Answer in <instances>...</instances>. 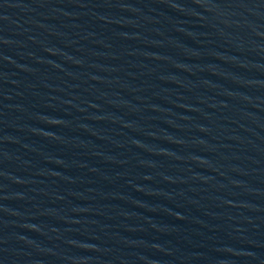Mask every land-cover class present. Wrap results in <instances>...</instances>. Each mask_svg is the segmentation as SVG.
Returning a JSON list of instances; mask_svg holds the SVG:
<instances>
[{
  "label": "water",
  "instance_id": "obj_1",
  "mask_svg": "<svg viewBox=\"0 0 264 264\" xmlns=\"http://www.w3.org/2000/svg\"><path fill=\"white\" fill-rule=\"evenodd\" d=\"M0 264H264V0H0Z\"/></svg>",
  "mask_w": 264,
  "mask_h": 264
}]
</instances>
